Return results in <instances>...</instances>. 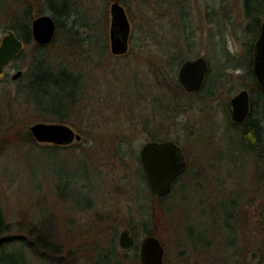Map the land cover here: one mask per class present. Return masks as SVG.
<instances>
[{
  "label": "rangeland",
  "instance_id": "1",
  "mask_svg": "<svg viewBox=\"0 0 264 264\" xmlns=\"http://www.w3.org/2000/svg\"><path fill=\"white\" fill-rule=\"evenodd\" d=\"M27 1L31 0H7L6 10L0 13V44L14 22L13 17L24 9ZM114 1H77L84 21L95 16L103 23L102 28H96L98 39L95 55L89 56L90 60L85 59L91 51L87 40L83 41L82 48L77 47L78 51L67 47L63 32L57 30L52 45L44 52L46 69L50 65L56 72L62 62L75 76L79 74L81 85L86 86L83 93L86 95L78 102L84 110L77 106L64 121L82 135V140H75L61 154L49 155L40 150L41 146L12 136L16 129L26 126L30 130L38 121L60 122L57 115L44 114L45 110L40 108L59 100L68 105V96L61 94L57 100L56 95L61 91L54 86L53 97L42 98L38 111L33 104H27L19 114H13L11 122L6 120L0 125V195L8 221L20 224L19 233L29 239L36 237L34 232L30 233L32 228L43 229L59 247L58 256L65 257L67 264L100 263L108 254L106 250L114 244L122 264H139L140 249L139 252L135 248L122 249L119 236L122 230L129 229L140 248L141 240L147 235L141 224L140 203L144 202L156 207L150 227L165 248L164 264H226L224 260L231 252L235 260L248 258L249 264H264V235L253 219L263 199L264 161L248 151L249 143L238 135L229 136L226 112L229 99L243 87L252 86L245 72L248 67L243 65L251 59L248 49L251 36L245 31L247 21L241 0H189L196 34L191 47L181 44L182 55H187V59L204 56L208 60L212 69L209 83H219L213 98L206 91L199 95L184 94V91L180 93L182 89L177 91L160 85V80L167 86L172 81L154 72L163 65V56L153 38L144 37V31L152 28L155 33L159 29L157 23H149L164 8L157 6L155 0H124L125 3L119 0L131 23L130 48L126 56L113 54L110 30ZM1 6L0 0V10ZM45 13L51 14L48 10ZM211 17L218 20L212 22ZM170 26L168 23L164 27ZM104 29L108 36L106 53ZM81 33L86 36V29ZM35 43L26 44L24 56L14 60L0 76V97L7 102L17 98L19 85L28 80ZM228 60L232 62L231 68L224 70L223 63ZM20 69L26 77L14 80L13 75ZM221 71L224 75L218 81L216 77ZM71 82L64 90L76 88ZM156 97L164 105L176 104L179 112L166 107L159 109ZM97 125L104 126L106 131L105 128L92 131ZM85 133L94 136L89 139ZM153 136L162 140L178 139L188 161L185 174L162 203L150 193L148 179L139 169L141 147ZM122 139L128 140L134 151L125 159L118 158L114 152V145ZM232 144L235 157L226 150ZM46 162L71 180L67 185L64 179L59 192L45 174L40 184L31 179V169L40 173ZM240 191L249 193L252 203H246V197L241 200L245 215L238 221L234 219L237 224L234 225L225 215L231 209V200L237 199ZM247 213L251 219L246 218ZM233 242L229 251L226 245ZM253 251L259 253L258 258L251 257ZM24 252L28 264H61L58 256Z\"/></svg>",
  "mask_w": 264,
  "mask_h": 264
},
{
  "label": "trees",
  "instance_id": "2",
  "mask_svg": "<svg viewBox=\"0 0 264 264\" xmlns=\"http://www.w3.org/2000/svg\"><path fill=\"white\" fill-rule=\"evenodd\" d=\"M78 0H31L27 1L26 6L21 12H17L15 14V17H13V24L9 27L10 29H13L17 35L25 41L26 44H30L31 42L35 41L32 34V21L38 17L39 15L43 14L46 10H48L51 15L54 17L56 23H57V32L62 31L63 35L65 36L66 45L69 48H76L78 51H80V48L83 47L84 40H87L91 45L89 50V53L86 55V60H90L91 55H95V42L97 41V32L96 28L101 27L102 28V22L101 20H96L95 16L92 17L88 21H84L82 19V12L77 7ZM125 3L124 0H121ZM157 6L164 7L160 13H156L152 18H150V24L157 23L159 25L158 31L155 33H152V28H150L148 31H144V37L148 38L149 36L153 38V40L156 42L158 49L161 50V55L163 56V65L157 70L154 69V72L161 76L162 78H169L172 82L171 85H168L165 82H162L160 80V85L162 87H169L172 90L180 91V93H189V94H196L199 95L203 93L204 91L207 92L209 96L215 97L217 94L219 84H210L209 80L211 77L212 69L210 67V70L207 74L205 83L201 90L196 92H188L182 84L180 83L178 79L177 69L179 70V67L181 64L187 59V55H182V43L187 44V46H192V40H194V35L196 34L195 28L193 29L194 22L193 18L191 16L190 11V4L189 0H174L172 2L171 0H155ZM225 2V0H223ZM241 7L244 12V18L247 21L245 25V31L248 35L251 36V39L249 41V50L251 52V57L254 56V49L255 44L254 40L257 38V36L260 34L261 31V24H262V17L264 16V0H241ZM2 8L0 10V13L7 8V0H1ZM5 4V5H3ZM157 6L155 7V10L157 11ZM2 12V13H3ZM214 12V11H213ZM225 16H223V21L225 22ZM212 22H216L218 19L211 17ZM163 23L167 26L168 23H170V28L166 29L163 26ZM83 28L86 29L87 35L82 36V30ZM105 30V29H104ZM223 32V31H222ZM105 30V38H104V53L107 52L108 48V42H107V34ZM148 35V36H146ZM134 39V38H132ZM52 45V43H51ZM50 44L42 45L39 43H35L34 51H33V63L31 66V69L28 74V80L26 82H23L19 85L18 91H17V98L12 101L11 99H8V102L4 100V97H0V125L4 124L6 120H12L13 114L17 115L19 114V111L27 104H33L35 106V109L38 111V106L42 102V98L45 96H52L51 88L52 86L56 87L57 89H60V93L56 95V98L58 100V96L61 98L62 95L68 96L70 98V101L67 104H62L61 101H56L52 103H49L45 108L42 106L40 108L44 109V114H55L58 116L60 122L66 121V115L71 113L75 108L80 107L78 105V102L82 96H85V87H83L82 84V77L78 74L75 76L72 71L67 68V65L60 62L59 67L55 69L54 67L50 66L46 69V62H47V56L45 52V49L51 46ZM80 47V48H77ZM25 49L17 56V59H20L24 56ZM81 53V52H80ZM104 53L101 54V58L103 57ZM127 54V53H126ZM125 55V54H123ZM80 56H84V53H81ZM122 56V55H119ZM126 56V55H125ZM189 57V55H188ZM99 58V60L101 59ZM101 61V60H100ZM99 61V62H100ZM161 61V62H162ZM97 63V66L100 65V63ZM48 63V62H47ZM232 62L230 60L223 63V69H229L231 68ZM236 63L233 65L235 66ZM247 67L251 66V61H248L246 64H243ZM250 71V70H249ZM224 72L218 73V76L216 77V80H220L223 78ZM26 77V73L20 77V79H24ZM72 82H71V81ZM72 83L75 85V89L73 91H66L67 83ZM76 83V84H75ZM78 86V87H77ZM216 88V90H215ZM138 89V88H137ZM63 90V91H62ZM140 89H138L139 91ZM141 91V90H140ZM137 93V90L135 91V94ZM143 94V92H140ZM62 94V95H61ZM176 95V94H175ZM155 100L158 101L160 108H169L172 111H175L178 113L179 109L176 104L168 103L167 105L162 104L161 99L158 97L155 98ZM154 100V101H155ZM84 106L80 107V109L83 111ZM43 114V113H42ZM7 122V121H6ZM162 127V125H159V127ZM103 128H105L103 126ZM102 125H97L92 128V131H102L103 130ZM12 129V126L10 127ZM106 131V128H105ZM238 135L240 139L243 142L249 143L248 145L250 148L248 151L252 152L254 155L260 156V158H264V136L261 126L254 122V124H251L247 128H243L241 126H233L232 127V133L231 136ZM87 136L88 133H85ZM13 137H18L26 142H29L31 144H37L41 146L40 150L44 153H48L49 155H58L61 154L62 149L69 148V145H58V144H49L44 143L40 144L36 142L35 137L32 135L31 131L28 127L22 126L18 129H16L12 133ZM94 135L87 136L92 138ZM8 139V137H5V140ZM151 140H162L157 138V136H153ZM178 142V139L175 140ZM179 143V142H178ZM128 140L122 139L119 140L114 145V152L115 156H118V158L125 159L126 155L128 154H134V151L130 149ZM234 144V142H233ZM233 144L231 147H227L229 149V153H236L235 149L233 148ZM233 148V152L232 149ZM225 147L221 149V152L224 153ZM239 153V151H238ZM241 154V153H239ZM235 155V154H234ZM38 158V157H37ZM140 160V156L138 158ZM140 168L141 175L147 178L146 171L140 161ZM36 168V166H34ZM140 171V170H139ZM145 172V173H144ZM143 173V174H142ZM45 174L47 178H49L54 185L56 186L57 191L60 190V183L65 179V182L67 185L71 183V180L65 176V174L57 170L55 166L45 163L44 168L40 173H36L33 169H31V179H34L37 184H40L41 176ZM185 174V171L182 173L180 179ZM66 177V178H65ZM148 179V178H147ZM179 179V180H180ZM179 180L176 182L178 183ZM149 182V181H148ZM150 185V184H149ZM83 187H86V185L83 184ZM151 189V187H150ZM151 194H153L159 202H163L170 194L166 196H158L156 195L152 189L150 191ZM93 202L90 204V206H93ZM140 213L142 215V228L144 230V233L156 235V231L153 227H150V224L152 221L155 220L156 215V207L154 204H146L144 202L140 203ZM228 224V223H227ZM21 225L17 224L15 222L8 221L6 212L4 210V207L2 205L1 201V195H0V264H28V261H26L25 256V250H27L32 255H44L47 254L53 255V257H56L60 254L59 247L53 243L52 240H50L44 233L43 229H40L39 227H34L30 230V233H35V238L29 239L27 235H23L20 232ZM33 230V231H32ZM29 235V234H28ZM196 247L199 245L197 243H194ZM234 242L226 245L227 249L229 251L233 247ZM139 244L135 247V250L139 252ZM109 250V251H108ZM108 254H106L105 259H103L102 262L97 264H122V261L119 259V255L117 252L116 245H111L107 250ZM21 252L23 255L20 257L16 255L15 253ZM232 252L229 254V256H226L225 263L226 264H249V259L245 258L244 260H235V255ZM237 255H239L237 253ZM236 255V256H237ZM127 254L125 253V257ZM138 256V255H137ZM59 261L61 264H67V261L65 260V257L58 256ZM140 257V255H139ZM141 261V260H140ZM141 264V262L139 263Z\"/></svg>",
  "mask_w": 264,
  "mask_h": 264
},
{
  "label": "water",
  "instance_id": "3",
  "mask_svg": "<svg viewBox=\"0 0 264 264\" xmlns=\"http://www.w3.org/2000/svg\"><path fill=\"white\" fill-rule=\"evenodd\" d=\"M111 51L115 55H123L129 51L131 23L125 6L116 0L111 5ZM57 23L51 14H41L32 21V34L35 41L42 45L50 44L56 34ZM26 43L13 29H9L0 44V76L6 68L25 49ZM210 70L209 62L204 56L186 59L178 70V79L188 92L202 89ZM254 71L260 87L264 90V20L259 37L255 42ZM24 74L18 70L13 79ZM233 119L241 122L246 119L250 110L247 90L239 92L232 99ZM30 131L40 143L70 145L75 140L81 141L82 135L72 126L64 122L38 121L30 126ZM140 161L152 191L158 196H166L173 190L186 169L187 160L184 151L175 140H150L140 150ZM138 242L129 229H124L119 236V245L124 250L137 246ZM165 248L156 235L148 234L140 242L141 264H164ZM259 253L253 251L251 257L258 258Z\"/></svg>",
  "mask_w": 264,
  "mask_h": 264
},
{
  "label": "flooded vegetation",
  "instance_id": "4",
  "mask_svg": "<svg viewBox=\"0 0 264 264\" xmlns=\"http://www.w3.org/2000/svg\"><path fill=\"white\" fill-rule=\"evenodd\" d=\"M250 61H251V66H249L247 69H245V72H246L247 77L251 80L250 83L252 84V86H250L249 88L248 87L247 88H244L243 87L240 90V92L243 91V90H247L248 91L249 100H250V110H249V114H248V116L246 117V119L244 121H241V122L235 121L233 119L232 99L238 93L235 94L233 97H231L229 99V103H227V110H226L227 116H228V120H229V127H228V130H229L228 134H229V136H231L232 127L233 126H241L243 128H247L251 124H254V122H257L261 126L262 131H263V136H264V90L260 87L259 82H258V78H257L256 73L254 71V56L251 57ZM12 63H13V61L10 63V65L6 69H8L11 66ZM231 87L232 86H230V88ZM234 135H235V133H234ZM158 141H162V140H158ZM234 154H236V153H231V155L233 157H235ZM185 157H186V155H185ZM186 160H187V158H186ZM263 161H264V158H263ZM263 164H264V162H263ZM187 168H188V161H187L186 169L184 171H186ZM262 189H263L262 190V197H263V199H262V202L260 204V209H258L256 211L255 218L253 216V219H255L257 221V224L260 225L259 228L260 229L262 228V234L264 235V184L262 185ZM246 191H240V192L237 193V195H236V198L237 199L231 200V202H230V208L231 209H229L227 211L226 215H225V217L228 220L231 219V222L234 225H237L235 223L236 221L234 222V219H236L238 221L239 218H242L241 216H244L245 215V213H242V211L244 212V210L242 208V202H241V200L243 201V199L246 197L247 200H248V202H246V203H248V204L249 203L250 204L252 203L251 200H249V197H248L249 196V193H247ZM241 195H242V198H240ZM234 197H235V195H234ZM246 212H249V211L247 210ZM229 217H230V219H229ZM246 218H250L251 219L250 213H247L246 214Z\"/></svg>",
  "mask_w": 264,
  "mask_h": 264
}]
</instances>
